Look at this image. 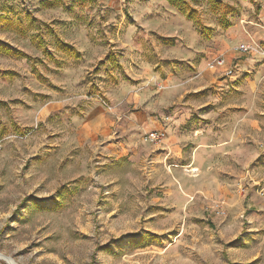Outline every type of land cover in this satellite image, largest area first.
<instances>
[{
    "label": "rangeland",
    "instance_id": "374dc122",
    "mask_svg": "<svg viewBox=\"0 0 264 264\" xmlns=\"http://www.w3.org/2000/svg\"><path fill=\"white\" fill-rule=\"evenodd\" d=\"M186 1L0 0V264H264V0Z\"/></svg>",
    "mask_w": 264,
    "mask_h": 264
},
{
    "label": "trees",
    "instance_id": "16d2710c",
    "mask_svg": "<svg viewBox=\"0 0 264 264\" xmlns=\"http://www.w3.org/2000/svg\"><path fill=\"white\" fill-rule=\"evenodd\" d=\"M168 1L170 2V4L174 5L175 7L180 8L183 12H185L187 17L194 20L195 23H201L199 18H198V10L191 7L188 1H186V0H168ZM75 53L77 56H80V53L77 50H75ZM27 58H28V60H33L28 55H27ZM33 66H35V64Z\"/></svg>",
    "mask_w": 264,
    "mask_h": 264
},
{
    "label": "built area",
    "instance_id": "2783aa9c",
    "mask_svg": "<svg viewBox=\"0 0 264 264\" xmlns=\"http://www.w3.org/2000/svg\"><path fill=\"white\" fill-rule=\"evenodd\" d=\"M242 49L247 50V47H243ZM222 63H223V60H221L220 58L219 59H216V64H222ZM213 65H215V62H214ZM149 135H150V140H152L154 142L161 141L162 140V137H163L162 134H160V133H158L156 131H152Z\"/></svg>",
    "mask_w": 264,
    "mask_h": 264
},
{
    "label": "bare ground",
    "instance_id": "6f19581e",
    "mask_svg": "<svg viewBox=\"0 0 264 264\" xmlns=\"http://www.w3.org/2000/svg\"><path fill=\"white\" fill-rule=\"evenodd\" d=\"M15 264V263H14Z\"/></svg>",
    "mask_w": 264,
    "mask_h": 264
}]
</instances>
